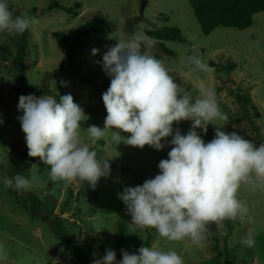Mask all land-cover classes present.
I'll use <instances>...</instances> for the list:
<instances>
[{
	"label": "rangeland",
	"instance_id": "374dc122",
	"mask_svg": "<svg viewBox=\"0 0 264 264\" xmlns=\"http://www.w3.org/2000/svg\"><path fill=\"white\" fill-rule=\"evenodd\" d=\"M51 1L54 0H6L14 17H29L32 9L39 12ZM55 1L66 7L78 3L80 8L72 15L60 9L44 12L37 17L39 22L26 30V50L22 57L25 70L20 78V92L37 98L52 95L57 100L71 94L86 115L81 122L82 142L97 152L98 159H108L110 174L101 177L93 187L79 180H51L49 167L39 158L25 162L21 174L28 178L35 175L40 181L39 186L30 191L44 203L43 216H32L23 207V201L13 199L0 177V245L8 252L7 259L0 264H78L51 232L47 221L53 214L64 220L68 236L92 260L102 258L107 249L115 250L116 256L121 255V250H138L149 238V247L175 250L182 255L184 264H228L226 255L229 264H264V190L242 186L238 198L246 202L251 219L208 224V239L203 247H196L187 239L169 241L160 237L155 229L133 225L118 193L124 187L142 185L159 174L158 164L168 158L170 144L161 151L149 146L132 147L123 141L117 145L112 139L116 129L109 130L104 138L93 143L85 131L91 125L102 129L107 115L102 94L108 89L110 78L97 63H102L106 46H114L137 31L145 34V30L176 27L190 45L152 39L154 46L142 47V51L161 60L169 74L193 99L199 96L201 82L218 88L215 91L217 103L228 120L213 121L206 134L199 129L198 134L207 143L214 138L215 127H220L228 133L236 131L257 146L264 144V13L254 14L252 25L246 29L217 27L205 35L188 0ZM94 16L105 19L109 31L104 35H85L70 66L54 34L60 31L70 36ZM20 39L21 34L0 33V120L3 121L0 124V173L7 172L9 176L12 162L26 146L18 120L22 115L18 111L19 96L14 90L18 74L14 56ZM93 48L99 49L95 56L92 55ZM192 55L200 57L209 66L213 63L215 66L210 67L214 71L206 74L195 70L187 60ZM230 64L235 67L227 71ZM60 81L67 86L62 87ZM237 88L248 96V103L237 101ZM191 123L174 124V132L179 129L182 135L186 134ZM128 135L121 133V137ZM119 222L126 229L125 243L120 250L116 246ZM249 237L255 241L253 247L242 243Z\"/></svg>",
	"mask_w": 264,
	"mask_h": 264
},
{
	"label": "clouds",
	"instance_id": "9594fccd",
	"mask_svg": "<svg viewBox=\"0 0 264 264\" xmlns=\"http://www.w3.org/2000/svg\"><path fill=\"white\" fill-rule=\"evenodd\" d=\"M38 22L36 17H14L6 0H0V33L21 34ZM152 46V38L142 31L106 46L102 63H97L110 78L102 94L107 115L102 129L91 125L85 131L93 143L116 129L112 139L117 145L123 141L132 147L149 146L161 151L170 144L168 158L158 164L159 174L142 185L124 187L118 198L133 225L155 229L169 241L187 239L203 247L208 224L251 219L238 192L242 186L264 190V144L257 146L236 131L228 133L220 127H215L214 138L205 143L197 130L206 134L213 121L228 120L217 103L215 89L201 82L199 96L193 99L161 60L142 51V47ZM98 53L99 49H92L93 56ZM187 60L195 70L206 74L214 71L198 56ZM59 83L67 86L64 81ZM18 111L22 112L18 120L28 156L39 158L49 167L51 180H79L95 187L101 177L110 174L108 159H98L97 152L82 142L81 122L86 115L71 94L59 100L52 95H21ZM182 121L192 122L183 135L173 129ZM121 133L129 135L121 137ZM2 183L5 188L21 192L39 186L40 181L35 175L28 178L5 172ZM242 243L253 247L255 241L249 237ZM121 255L119 264H184L182 255L175 250L162 251L154 246H142L135 253L121 250ZM7 256V250L0 245V261ZM92 264H117L115 250L107 249Z\"/></svg>",
	"mask_w": 264,
	"mask_h": 264
},
{
	"label": "trees",
	"instance_id": "16d2710c",
	"mask_svg": "<svg viewBox=\"0 0 264 264\" xmlns=\"http://www.w3.org/2000/svg\"><path fill=\"white\" fill-rule=\"evenodd\" d=\"M195 19L197 20L203 34L208 35L217 27L235 28L243 30L250 27L253 23L252 17L257 13H264V0H188ZM80 8L78 3H75L71 7L62 6L58 1H51L45 8L39 12L36 9H32L29 17H38L42 13L51 11L53 9H60L67 14H76L77 9ZM109 31V27L102 17L94 16L91 21L86 22L80 28L75 30L72 35L68 36L64 32H56L54 39L57 45L64 50L67 62L70 66L75 61V50L81 44L82 38L87 34L104 35ZM145 34L154 40L170 41L177 43H184L190 45V41L184 38L180 31L176 27H161L156 30H145ZM26 30L21 33V39L17 44V54L14 56L15 63L17 65V76L15 81L17 82L14 90L17 96H21V81L20 78L24 73L25 67L22 63V57L26 50ZM211 67H214L213 63H210ZM235 67L234 64H230L226 67L227 71H231ZM218 88H215V91ZM237 95L236 99L241 104L249 102V98L245 93H240L239 89H235ZM41 92V91H40ZM41 94V93H40ZM247 97V98H246ZM257 114V113H256ZM253 130L256 127L253 126ZM261 138V137H259ZM262 140V139H261ZM263 143V142H262ZM93 149L92 147H90ZM33 159L28 156V149L25 146L19 153V158L12 162L10 168V176L16 173L21 174V169L25 162ZM0 177L3 174L0 173ZM9 195L21 203L23 207L28 210L32 216H43L44 203L32 192L21 191L17 192L12 188H7ZM47 224L50 227L51 232L56 237L57 241L64 247V250L72 254L73 258L78 264H92L93 260L88 257L80 245L72 240L67 233L64 226V220L57 214H53V217L48 219ZM117 238L116 246L120 250L125 243V226L122 223L117 224ZM208 239V235H207ZM149 238H146L143 246H148ZM138 250H127L129 253H135ZM122 255L116 256V261H120ZM226 263H230L226 255Z\"/></svg>",
	"mask_w": 264,
	"mask_h": 264
},
{
	"label": "water",
	"instance_id": "95a60500",
	"mask_svg": "<svg viewBox=\"0 0 264 264\" xmlns=\"http://www.w3.org/2000/svg\"><path fill=\"white\" fill-rule=\"evenodd\" d=\"M144 4V3H143ZM142 8H143V5H142V7H141V10H142Z\"/></svg>",
	"mask_w": 264,
	"mask_h": 264
},
{
	"label": "bare ground",
	"instance_id": "6f19581e",
	"mask_svg": "<svg viewBox=\"0 0 264 264\" xmlns=\"http://www.w3.org/2000/svg\"><path fill=\"white\" fill-rule=\"evenodd\" d=\"M247 98V97H246Z\"/></svg>",
	"mask_w": 264,
	"mask_h": 264
}]
</instances>
